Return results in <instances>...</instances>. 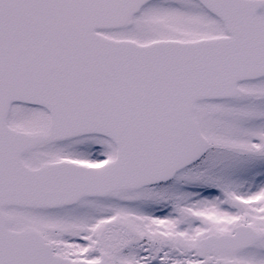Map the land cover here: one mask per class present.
<instances>
[{"label":"snow or ice","instance_id":"obj_1","mask_svg":"<svg viewBox=\"0 0 264 264\" xmlns=\"http://www.w3.org/2000/svg\"><path fill=\"white\" fill-rule=\"evenodd\" d=\"M0 264H264V0H0Z\"/></svg>","mask_w":264,"mask_h":264}]
</instances>
